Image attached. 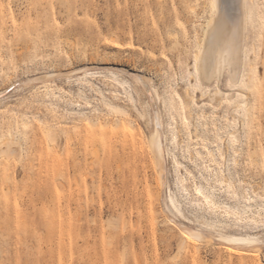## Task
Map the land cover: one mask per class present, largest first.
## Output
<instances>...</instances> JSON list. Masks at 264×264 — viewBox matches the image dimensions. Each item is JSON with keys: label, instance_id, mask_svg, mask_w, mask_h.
I'll return each instance as SVG.
<instances>
[{"label": "rangeland", "instance_id": "374dc122", "mask_svg": "<svg viewBox=\"0 0 264 264\" xmlns=\"http://www.w3.org/2000/svg\"><path fill=\"white\" fill-rule=\"evenodd\" d=\"M224 2L234 10L232 0ZM249 7L242 85L254 103L252 126L251 103L234 111L244 95L227 71L219 84L197 85L187 59L181 60L185 44L201 42L211 0H0V91L16 80L85 66H120L146 76L160 97L171 189L176 191L177 171L185 177L203 170L215 180L217 169L229 171L231 157L234 185L250 188L246 194L259 203L264 192V0H249ZM121 74L132 82L143 116L125 90L102 75L78 80L80 72L71 83L58 80L53 90L34 88L42 84L32 82L6 93L0 144L17 139L21 150L0 154V264H161L165 258L173 264H246L214 241H198V250L184 245L176 228L154 218L160 207L148 141L155 124L147 95L127 72ZM216 87L225 94L221 105L207 96ZM187 89L197 101L184 112L179 97ZM106 101L129 114H109ZM79 113L94 123L79 121ZM234 130L239 132L235 142ZM261 155L259 162L255 157ZM227 217L201 205L193 208L191 223L181 221L213 227ZM219 228L264 240V215L255 208L254 214L233 215ZM260 248L250 252L264 264V244Z\"/></svg>", "mask_w": 264, "mask_h": 264}, {"label": "bare ground", "instance_id": "6f19581e", "mask_svg": "<svg viewBox=\"0 0 264 264\" xmlns=\"http://www.w3.org/2000/svg\"><path fill=\"white\" fill-rule=\"evenodd\" d=\"M232 1L236 5L234 10L232 9L229 10L230 7L228 8L226 7L224 0H211V5L215 3L216 9H215V12H213V9H212V13L207 21L202 40L200 42V45L203 48H209L212 42L215 40L218 47L225 52H229L228 45L231 44V51L229 53V63L221 72V71H218V67L215 61L206 60L198 70L199 76L195 75L196 80H197V85L202 84V82L210 84L212 81H216L219 84L221 77L225 71L228 72L229 78L232 83H235L237 79H239L242 82V77H243L246 58H247L246 40H247V30H248L249 22L251 19V11L249 7V0H232ZM225 15L230 17L231 28L229 29L227 35H220L219 21ZM194 69L196 73L197 68L195 67V65H194ZM80 72L84 74L82 77L80 75H79L80 77L77 75ZM124 72H127V74H129L133 82H135L138 85V87H141L142 91L147 95V98L149 99L148 107L151 109V116L153 117L152 121L155 124V129L152 132L151 137L149 138V141H148L149 149L153 155V164H154L153 166H155L156 168L155 171L157 170L156 171L157 174L155 176V184H156L157 191L155 193V196H156V200L158 201L159 207H160L159 211L157 212L154 211L155 213L158 214V215L156 214L154 218L156 220H159V218H162V221H161L162 223H164L165 225L169 227L176 228L180 232V235H181L182 229H187L190 232L199 231L201 233V239L199 241H205L204 243H206L207 241H210V243L214 241L216 243L215 244L216 246L223 247L225 252L229 254L230 256H238L240 260L246 259V262H247L246 264H260L258 254L250 252L255 249L260 250L261 249L260 247H262V245L264 244V240H261L260 238H258V236H255V235L252 236L249 234H242V233H232V232H228L227 230H224L223 228L220 229L219 228L220 225H224V226L229 225V223H223L222 221L213 222V227L215 229L210 226H203V225H198V224H197L198 226L193 225L194 227H192L191 224H190L191 226H189L181 221V219H183L188 224L191 223L189 222L190 219L188 217L177 215L176 212L170 208V205L173 201L169 197V192L172 193V197L174 198L176 191L178 190L177 181H179L181 187L183 188H186V185H185L186 182H185V177H183L177 171V180L175 182L176 191H173L170 187L169 180H168L167 162H166V150L167 149L165 148L166 146H164V142H163L164 140L163 138L165 136L163 137V131L161 129L163 126V123L161 120L159 106H158L160 97L157 91L155 90V88L153 87V85H151L152 83H150L149 78H147L146 76L140 75L133 71L132 72L127 71L123 67H120V66H110V65L109 66L108 65L92 66V67L85 66L82 68L73 69V70L66 71V72H59L57 74L52 73L53 75L47 74V76L41 75V77H37V78H29L26 80L21 79V80L13 81L8 86H6L0 91V104L6 100L5 98L6 93H8V91H10L11 88L16 87L17 84H20L21 87L23 86L26 87L27 85L28 86L31 85L32 82L33 83L39 82L40 84H42L41 86L36 87L35 84L32 86L33 87L35 86L34 88H38V89L45 88L46 90H53L56 87L57 85L56 82L58 80L64 83L65 82L71 83V79L75 75L78 76V80L88 79V77H96V76L102 75V76L109 77L111 80H113V82L121 86L127 94L129 103L134 107V109L138 112V114L143 116V113L141 112L140 107H138L139 106L138 101L132 93L134 92L132 82L122 77L121 73H124ZM254 81H255V78H253V74H251V76L249 77V82L253 83ZM240 89H241V94L244 95V100L241 105L246 106V107H248L250 103L252 105L248 110V113H249L248 115H249V119L251 121V126H252L253 125L252 119L254 117V103L251 102V96L249 95L246 88H243V85L242 87H240ZM224 95H225L224 92L219 87H216L213 91H210L207 96L209 97V100L212 103H215V105H221L224 103V99H225ZM203 97L205 98V95H203ZM179 99L181 101V105H182L184 112H187V111L193 110V105L191 104L197 101V96L194 94H191L189 90L187 89L185 92V97L183 99L182 97H179ZM105 106H106L108 113L111 115L126 116L129 114V112L124 107L114 102L106 101ZM165 107H167V109L170 108V103L168 101L165 102ZM79 118H80L79 121L81 122L94 123V120L90 116H88L87 113H79ZM53 132L51 134L49 133L50 135L49 134L48 135L50 136L51 140H56V135ZM232 134L236 136V141H238L239 132L236 130L232 131L230 133L231 139H232ZM174 137H175V141H177V136L175 135V133H174ZM16 140L9 138L0 144V154L3 153V156L1 155V157H4L5 153H8V155L10 156L11 155L14 156V154L19 152V149L21 150L20 142H17L19 140L17 141ZM3 146H6V149H3ZM255 159L259 162H262V155L261 157L259 156L255 157ZM175 160H176V157H175ZM6 161H7V157H6ZM175 164L180 165V163L177 160L175 161ZM74 177L76 178V176ZM77 204L76 206L80 207V205L78 206ZM74 228L73 230H76ZM221 237H223V239H221ZM230 240H237L240 242L230 243L229 242ZM187 243H192V242L189 241ZM187 243H184V245H186ZM73 244H75V242H73ZM192 244L194 245L193 247H195L196 245L197 250H198L199 246L195 243H192ZM200 244L202 243L200 242ZM259 250L257 252H259ZM194 251L196 255L197 251L196 250Z\"/></svg>", "mask_w": 264, "mask_h": 264}, {"label": "snow or ice", "instance_id": "6c2138e0", "mask_svg": "<svg viewBox=\"0 0 264 264\" xmlns=\"http://www.w3.org/2000/svg\"><path fill=\"white\" fill-rule=\"evenodd\" d=\"M213 12H215L216 4L211 5ZM219 33L220 35H227L229 29L231 28L230 17L225 15L219 21ZM229 52H225L220 49L214 40L209 48H203L199 40L189 41L184 45L181 50L180 56L183 61L187 59L189 66V75L199 76V68L206 60H213L217 64L218 71H223V69L229 63V53L231 51V44L228 45ZM168 58L165 57V60ZM176 57H173L175 60ZM195 65L197 68L196 73L191 72V68ZM167 70V68H166ZM231 86V84H230ZM235 86L237 88L242 87V82L237 79L235 81ZM10 87V86H9ZM238 95V93H234ZM91 108V105H88ZM243 107V105H237L234 111H237ZM187 124V120L184 121ZM233 142L236 141V136L232 134ZM172 142L175 143V137L173 136ZM205 151H207L205 149ZM224 155L217 157L218 160L223 161ZM177 168L180 167L179 164L176 165ZM231 167V157H229V171H222L217 169V177L213 180L211 177L207 176L206 173L201 170L200 173L188 172L185 174V182L188 185L186 188L181 187L179 181H177V191L175 197H172V193L169 192V197L172 199L170 208L176 212L177 215L188 217L191 219L192 210L194 207L199 208L201 205L207 206V211H218L225 212L228 214L227 220L223 223H229L233 219V215L237 218L242 216H248L249 214H254L255 208L261 210V214L264 215V192H261V199L259 203H256L250 196L246 193H250L252 190L245 189L241 184L235 183L237 181L236 174L230 171ZM209 172L211 169L208 170ZM234 185V187H233ZM191 192V196L189 193ZM181 236L183 243L191 241L192 243H197L201 239V233L199 231H188L187 229L181 230ZM223 239V237H221ZM230 243H239L237 240H230ZM161 264H173L172 261L165 258L161 261Z\"/></svg>", "mask_w": 264, "mask_h": 264}]
</instances>
